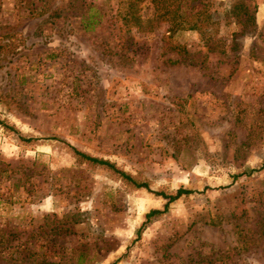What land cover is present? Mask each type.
I'll use <instances>...</instances> for the list:
<instances>
[{"label":"rangeland","instance_id":"rangeland-1","mask_svg":"<svg viewBox=\"0 0 264 264\" xmlns=\"http://www.w3.org/2000/svg\"><path fill=\"white\" fill-rule=\"evenodd\" d=\"M203 1L204 37L119 0H0V264H264V0ZM72 147L195 192L146 219L166 199Z\"/></svg>","mask_w":264,"mask_h":264},{"label":"trees","instance_id":"trees-1","mask_svg":"<svg viewBox=\"0 0 264 264\" xmlns=\"http://www.w3.org/2000/svg\"><path fill=\"white\" fill-rule=\"evenodd\" d=\"M122 3V19L128 23L130 22L133 25H136L140 29L148 28L149 30L157 27L161 22H169L170 30L172 32L176 30H194L197 31L202 37L203 34H206L209 31V27L213 22L215 16V11L211 9L212 4H206L203 0H119ZM198 3L195 4V2ZM229 13L233 15L245 14V21L249 20L254 23V17L250 15L246 5L242 2L234 3L230 9ZM120 13V11H119ZM89 28H94L90 26ZM211 31V30H210ZM208 44V43H207ZM210 49V45H208ZM175 48L178 50L179 54L182 55L181 60L185 61L188 52L185 49L184 45H175ZM174 63L179 62V60L172 61ZM31 139V138H29ZM74 152L80 157L87 159L91 162L98 164H104L109 166L112 170L119 172L121 176L126 178L128 181L132 182L136 187H145L149 189L147 183L136 182L132 177L126 174L123 171H119L114 167L112 163L107 160L100 159L97 157L90 156L86 153H83L74 147H72ZM255 169L246 168L241 173L237 174H250ZM153 191V190H151ZM155 194L162 196L166 199L163 209H151L146 213V219H149L152 216H156L164 213L168 210V206L171 202L177 200L182 195H189L195 190L188 189L185 187H179L172 193H167L164 191H153Z\"/></svg>","mask_w":264,"mask_h":264}]
</instances>
